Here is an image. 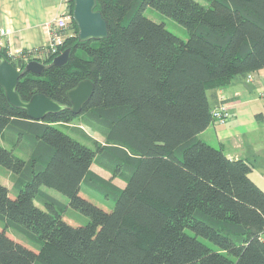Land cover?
I'll list each match as a JSON object with an SVG mask.
<instances>
[{
    "label": "trees",
    "instance_id": "obj_1",
    "mask_svg": "<svg viewBox=\"0 0 264 264\" xmlns=\"http://www.w3.org/2000/svg\"><path fill=\"white\" fill-rule=\"evenodd\" d=\"M207 2L97 0L109 28L101 40L81 41L70 22L58 52L71 48L69 61L27 72L18 91L24 100L42 92L70 103L68 91L91 79L93 95L79 114L31 119L0 86V139L11 146L0 142V165L17 191L12 197L0 181V264H264V188L252 163L199 136L213 122L209 92L264 68V0ZM149 6L184 25L188 38L149 18ZM73 7L69 0L72 14ZM3 53L20 68L57 55L49 46L23 49L17 61ZM79 117L105 142L80 127L90 147L57 127ZM95 162L125 187L96 172ZM84 183L113 209L82 195ZM69 207L89 221H67Z\"/></svg>",
    "mask_w": 264,
    "mask_h": 264
},
{
    "label": "crops",
    "instance_id": "obj_2",
    "mask_svg": "<svg viewBox=\"0 0 264 264\" xmlns=\"http://www.w3.org/2000/svg\"><path fill=\"white\" fill-rule=\"evenodd\" d=\"M67 11L65 0H0V28L10 29L6 43L12 48L46 46L52 36V20ZM209 94L213 106L220 99L230 101V115L224 123H210L200 138L221 146L231 159H248L253 166L251 177L264 188V68L254 72L251 80L236 76L230 84ZM108 172L110 177L98 173L125 187L123 179L119 182Z\"/></svg>",
    "mask_w": 264,
    "mask_h": 264
},
{
    "label": "water",
    "instance_id": "obj_3",
    "mask_svg": "<svg viewBox=\"0 0 264 264\" xmlns=\"http://www.w3.org/2000/svg\"><path fill=\"white\" fill-rule=\"evenodd\" d=\"M96 6L97 0H74L73 18L78 26V37L81 41L101 40L109 36L107 20ZM70 53L71 48H67L56 55L51 63L35 59L29 61L23 69H19L0 52V86L3 87L8 101L14 107L26 110L28 116L34 120L45 119L49 114L67 109L79 114L93 95L95 85L91 79L80 81L68 91L70 103L59 102L42 92L24 100L18 91L19 81L27 72L41 74L53 65L62 66L69 61Z\"/></svg>",
    "mask_w": 264,
    "mask_h": 264
},
{
    "label": "rangeland",
    "instance_id": "obj_4",
    "mask_svg": "<svg viewBox=\"0 0 264 264\" xmlns=\"http://www.w3.org/2000/svg\"><path fill=\"white\" fill-rule=\"evenodd\" d=\"M68 3V7H69V0H65ZM198 1H202L203 3H208L207 0H198ZM145 14L151 18L152 20L156 21V22H163L165 23L166 27L174 32L175 34L179 35L180 37H182L183 39H187L189 36V32L187 30V28L182 25L181 23H179L178 21H176L174 18L160 12L157 9H154L153 7L149 6L147 7ZM79 126V127H78ZM58 128H60L61 130H63L64 132L72 135L73 137H75L76 139L80 140L81 142L89 145L90 147H93L94 144L92 142V139L89 138L84 131L91 135L93 138H96L97 141L104 143L105 142V136L99 132L94 130L93 128L85 125L83 123V118L79 117L76 118V120H74L72 123L70 124H58L57 125ZM84 130H82L81 128ZM0 142L2 144H4L5 146L11 148V146L9 145V143L6 142V135H4V138L0 139ZM216 146V145H214ZM18 155H22L19 151H17ZM23 157H25V155H22ZM93 168L98 171L103 173L105 176L110 177V173L108 172V170L106 168H102L101 165L97 164L96 162L93 164ZM13 178L14 175L13 173L8 170L7 168H5L4 166L0 165V181H2L4 184L8 185L9 187H11V196L12 197H16L17 195V191L16 189H12L13 186ZM113 178H117V180L119 182H121L120 179V174H116L113 175ZM122 183L123 180H122ZM46 188V190L48 192H52L54 194H56L59 198L67 201L68 198L62 194L61 192L52 189V188ZM81 194L86 196L87 198L91 199L92 201H94L95 203L99 204L100 206L104 207L107 210H111L114 207V201L109 198L106 197L103 193H101L100 190L93 188L89 185H87L86 183H84L82 185V190H81ZM38 202V201H37ZM39 203V202H38ZM65 219L67 221H69L70 223H73L74 225H82L85 224L89 221V217L86 216L85 214H83L82 212L69 207L68 210L65 212ZM0 228H2V224H0ZM188 231V230H187ZM8 234L21 241L22 243H24L25 245H27L28 247L37 250L38 247L32 245L27 239H25L22 235L16 233L15 231H13L12 229L8 230ZM204 241H206V243H208L211 247L216 248V246L209 240L207 239H203Z\"/></svg>",
    "mask_w": 264,
    "mask_h": 264
},
{
    "label": "built area",
    "instance_id": "obj_5",
    "mask_svg": "<svg viewBox=\"0 0 264 264\" xmlns=\"http://www.w3.org/2000/svg\"><path fill=\"white\" fill-rule=\"evenodd\" d=\"M73 19H74L73 14L69 11V7L66 13L56 16L51 23L52 36L50 43L45 47L49 46L50 48H52L53 52L58 55L60 46L61 44H63L67 36L66 30H68L70 26V22H72ZM10 32L11 31L9 28L6 27L0 28V52L7 53L9 57H11L14 61H17L18 58L23 55L22 54L23 49L12 48L6 43V38L10 36ZM40 47H44V46H40ZM38 48L39 47L27 48V50H37ZM41 50H39V52ZM18 68L21 69L20 67ZM247 77L250 80L253 79L254 73L248 74ZM230 103H231L230 101H227L225 99H220V101L215 105V107L212 110L213 122H219V123L226 122V120L230 115V107H231Z\"/></svg>",
    "mask_w": 264,
    "mask_h": 264
},
{
    "label": "clouds",
    "instance_id": "obj_6",
    "mask_svg": "<svg viewBox=\"0 0 264 264\" xmlns=\"http://www.w3.org/2000/svg\"><path fill=\"white\" fill-rule=\"evenodd\" d=\"M73 21H74V19H73ZM25 49V48H24ZM3 53V52H2ZM4 54V53H3ZM5 55V54H4ZM59 55V54H58ZM6 56V55H5ZM7 57V56H6ZM8 58V57H7ZM9 59V58H8ZM14 64V63H13ZM21 69H23V68H21Z\"/></svg>",
    "mask_w": 264,
    "mask_h": 264
},
{
    "label": "flooded vegetation",
    "instance_id": "obj_7",
    "mask_svg": "<svg viewBox=\"0 0 264 264\" xmlns=\"http://www.w3.org/2000/svg\"><path fill=\"white\" fill-rule=\"evenodd\" d=\"M43 53H44V50H43Z\"/></svg>",
    "mask_w": 264,
    "mask_h": 264
}]
</instances>
